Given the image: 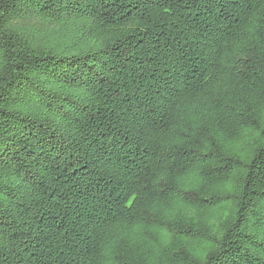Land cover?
Here are the masks:
<instances>
[{"label": "trees", "instance_id": "trees-1", "mask_svg": "<svg viewBox=\"0 0 264 264\" xmlns=\"http://www.w3.org/2000/svg\"><path fill=\"white\" fill-rule=\"evenodd\" d=\"M263 113L264 0H0V264H264Z\"/></svg>", "mask_w": 264, "mask_h": 264}, {"label": "rangeland", "instance_id": "rangeland-1", "mask_svg": "<svg viewBox=\"0 0 264 264\" xmlns=\"http://www.w3.org/2000/svg\"><path fill=\"white\" fill-rule=\"evenodd\" d=\"M262 119L264 122V113L262 115ZM227 145V143H226ZM234 151L237 152L242 147L241 144H228ZM229 212V204H218L206 210H197L192 212V215L197 217L201 222H205L211 229L215 230V227H219V222L228 214ZM158 235L162 237L163 240H167L168 234L165 232H158ZM189 249L191 253L198 259L204 258L206 252L209 250V246L204 242H194L189 244Z\"/></svg>", "mask_w": 264, "mask_h": 264}]
</instances>
